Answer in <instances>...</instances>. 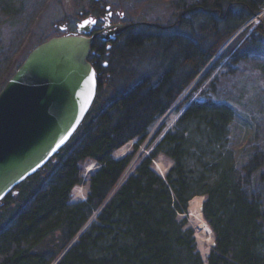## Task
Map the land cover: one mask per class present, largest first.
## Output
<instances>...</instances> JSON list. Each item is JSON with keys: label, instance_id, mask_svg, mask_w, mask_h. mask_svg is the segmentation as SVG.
Returning <instances> with one entry per match:
<instances>
[{"label": "trees", "instance_id": "16d2710c", "mask_svg": "<svg viewBox=\"0 0 264 264\" xmlns=\"http://www.w3.org/2000/svg\"><path fill=\"white\" fill-rule=\"evenodd\" d=\"M12 1L0 0L4 11ZM88 8L85 17L105 12L101 0ZM263 9L264 0H171L173 22L147 25L168 33L114 43L73 136L0 201V264H204L192 229L178 218L196 195L204 196L202 215L215 236L205 264H264V154L238 165L229 147L231 107L198 98L215 87L219 66L264 47V18L247 24ZM132 61L153 63L159 74L127 85ZM109 78L125 83L105 86ZM171 108L174 126L162 122L124 174ZM131 140V152L112 156ZM160 154L171 160L164 176L153 169ZM88 159L97 168L86 199L71 203Z\"/></svg>", "mask_w": 264, "mask_h": 264}, {"label": "rangeland", "instance_id": "374dc122", "mask_svg": "<svg viewBox=\"0 0 264 264\" xmlns=\"http://www.w3.org/2000/svg\"><path fill=\"white\" fill-rule=\"evenodd\" d=\"M101 2L104 6H109L113 12L114 21L119 20L123 14L122 22L131 25L121 40L135 33L166 34L169 32L167 28L162 29L156 25H153L156 27H151L145 24L165 26L173 22V14L170 11L171 0H101ZM11 5L10 12L4 11L0 5V90L33 47L52 36L75 30L76 23L86 18L85 13L89 9V0H13ZM262 18H264V9L247 24L256 23ZM254 50L236 63L219 66L216 70L215 87L213 89L208 87V90L202 91L198 96L199 99H203L207 95L206 97L212 98L215 102L231 107L233 118L229 124V147L238 165L246 162L255 154H264V47ZM126 71L135 73L131 75L127 85H132L143 75L148 74L156 78L159 74V70L154 67L153 63L140 61H132L127 65L124 73ZM107 83L116 89H121L125 81L109 78L104 85L106 86ZM175 120L176 113L171 108L139 146L124 174L132 171L140 153L148 152L146 143L157 127L163 122L165 129L172 128ZM134 144L135 140L124 144L126 151L123 156L132 151ZM112 156L118 159L114 153ZM170 165L171 160L163 154L153 160V169L161 176H164ZM82 168L83 181L73 188L71 203L86 199L88 179L97 165L93 160L88 159L83 162ZM262 170H264V164ZM200 197L202 207L204 196L196 195L189 201L186 213L179 215L178 218L185 220L186 227L192 229L196 251L205 264L209 251L215 243V236L204 219L201 208V216L210 227L213 240L205 258H202L199 246L202 245L200 238L203 237L196 229L195 216L192 213V208L199 202ZM94 217L95 214L87 223L92 222ZM260 251L264 253V244Z\"/></svg>", "mask_w": 264, "mask_h": 264}, {"label": "water", "instance_id": "95a60500", "mask_svg": "<svg viewBox=\"0 0 264 264\" xmlns=\"http://www.w3.org/2000/svg\"><path fill=\"white\" fill-rule=\"evenodd\" d=\"M95 22L82 19L73 32L33 47L1 88L0 201L69 141L90 110L98 87L92 40L108 41L125 27L88 36Z\"/></svg>", "mask_w": 264, "mask_h": 264}, {"label": "flooded vegetation", "instance_id": "af4514ba", "mask_svg": "<svg viewBox=\"0 0 264 264\" xmlns=\"http://www.w3.org/2000/svg\"><path fill=\"white\" fill-rule=\"evenodd\" d=\"M107 5H105V12L101 16H88L95 19V24L92 25L91 31L88 34V36L92 34H98L103 33L105 31H114L118 29L117 24L121 23L123 26H125L118 35H114V38L109 39L108 41H103L99 37H94L91 43V46L93 43H97L96 49L90 48V53L88 60L93 65L97 76L99 75V72L97 69H99L100 66L107 67L108 66V60L104 58L105 56H108L110 54V50L113 48L114 43L119 42L121 40V37L126 32V30L131 26L130 24H124L123 21V14H121L119 20L114 21L112 19L113 12L110 10H106ZM110 13V15H108ZM103 22V24H100ZM100 65V66H99ZM98 80V79H97Z\"/></svg>", "mask_w": 264, "mask_h": 264}, {"label": "bare ground", "instance_id": "6f19581e", "mask_svg": "<svg viewBox=\"0 0 264 264\" xmlns=\"http://www.w3.org/2000/svg\"><path fill=\"white\" fill-rule=\"evenodd\" d=\"M146 25H150L147 23ZM125 145L119 147L116 149L113 153L117 156V158H120L125 153ZM201 197L199 202L192 208V213L195 216V225L197 231L202 235L203 238H200V242L202 245L199 246V252L202 256V258H205L210 245H212V234L210 227L208 224L204 221L203 217L201 216Z\"/></svg>", "mask_w": 264, "mask_h": 264}]
</instances>
